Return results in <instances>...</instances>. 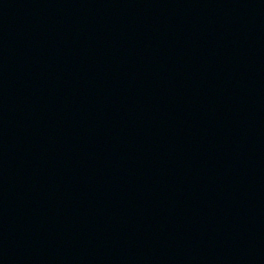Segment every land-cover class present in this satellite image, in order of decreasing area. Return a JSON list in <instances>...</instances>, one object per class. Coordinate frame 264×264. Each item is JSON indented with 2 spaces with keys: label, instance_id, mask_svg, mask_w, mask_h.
<instances>
[{
  "label": "water",
  "instance_id": "obj_1",
  "mask_svg": "<svg viewBox=\"0 0 264 264\" xmlns=\"http://www.w3.org/2000/svg\"><path fill=\"white\" fill-rule=\"evenodd\" d=\"M0 264H264V0H0Z\"/></svg>",
  "mask_w": 264,
  "mask_h": 264
}]
</instances>
